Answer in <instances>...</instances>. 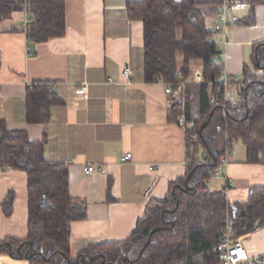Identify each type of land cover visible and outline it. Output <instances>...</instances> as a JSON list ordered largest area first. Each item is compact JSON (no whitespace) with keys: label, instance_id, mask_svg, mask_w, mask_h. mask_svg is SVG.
<instances>
[{"label":"crops","instance_id":"1","mask_svg":"<svg viewBox=\"0 0 264 264\" xmlns=\"http://www.w3.org/2000/svg\"><path fill=\"white\" fill-rule=\"evenodd\" d=\"M137 1L66 0L65 36L39 44L26 37L27 11L0 23V118L9 130L46 143V161L68 168L70 194L87 208V218L71 225V258L91 244L129 240L148 204L164 201L170 183L188 171L186 131L170 118L172 97L162 83L145 81L143 24L127 14L128 4ZM212 1L216 4L198 10L213 30L222 0ZM249 13L247 4H238L231 18L239 24L213 36L233 82L241 81L245 66L253 69L252 47L264 40V5L255 8L250 24L243 21ZM126 67L132 71L129 82L123 77ZM84 82L87 100L75 94ZM34 83L50 84L64 102L52 109L47 124L26 122V90ZM126 153H132V162L122 164ZM87 166H104L107 173L86 175ZM214 177L210 191L225 192L230 204L245 202L250 188L264 187V165L247 163L246 148L236 151L233 145L228 164ZM9 193L14 211L6 217ZM27 236V175L0 168V241ZM240 238L250 255L264 254V227ZM0 264L30 262L0 255Z\"/></svg>","mask_w":264,"mask_h":264},{"label":"trees","instance_id":"2","mask_svg":"<svg viewBox=\"0 0 264 264\" xmlns=\"http://www.w3.org/2000/svg\"><path fill=\"white\" fill-rule=\"evenodd\" d=\"M238 2L250 8L243 20L248 24L255 8L264 5V0ZM211 4L216 2L139 0L127 6L128 17L143 24L145 81L185 84L186 103H174L170 118L177 122L185 115L191 124L186 130L187 174L170 183L164 201L148 204L129 240L91 244L71 258V225L87 218V208L70 194L68 168L46 161L44 141L9 130L0 118V168L24 171L28 191V236L0 241V255L30 264H219L215 248L228 216L236 237L264 227V187L250 188L247 200L234 204L225 192L208 188L227 137L244 144L247 163L264 165V40L252 47L253 69L245 66L241 81H230L242 89L245 100L224 105L223 86L214 84L221 78L215 61L219 46L198 10ZM24 10L31 18L26 29L29 42L65 36L66 0H0V23ZM196 71L202 73L201 83L194 82ZM63 104L50 84L34 83L26 90V122L47 124L52 109ZM13 207L14 194L9 193L3 203L6 217L12 216Z\"/></svg>","mask_w":264,"mask_h":264},{"label":"built area","instance_id":"3","mask_svg":"<svg viewBox=\"0 0 264 264\" xmlns=\"http://www.w3.org/2000/svg\"><path fill=\"white\" fill-rule=\"evenodd\" d=\"M239 2L238 0H222L218 8V16L213 21V30L215 32L226 31L230 26H235L238 22L231 18V12L236 9ZM222 42L227 43L226 37L223 38ZM217 62V71L221 75L219 80H216L214 84H222L223 86V101L224 105L237 106L239 103L243 102L245 99L242 96V89L235 88L231 89V76L226 70L225 64L220 57L215 58ZM123 77L126 82H129L132 77V71L129 67L123 70ZM197 83L203 81L202 73H198L195 77ZM164 85V90L166 95L172 97L171 106L174 103L179 105L184 104L185 101V84L179 83L176 87L169 84L162 83ZM75 94L83 99L87 100L89 98V86L88 83H81L75 90ZM2 95V83L0 80V96ZM212 103L218 105L216 98H212ZM177 124L179 127L183 128L185 131L188 128V122L185 115H180L178 117ZM230 139V140H229ZM235 141L233 138L227 137L226 147L224 151V156L220 160V166L216 169V172L220 171V167L227 165L229 158L233 153V145ZM132 153H126L120 159L122 164H128L132 162ZM153 170V168H150ZM86 175H92L94 173L106 174L107 169L104 166H87L84 169ZM226 187L229 189L232 187V181L226 179ZM226 194V193H225ZM216 252L219 254V264H264V254L259 256H252L244 247V244L240 237H236L234 234L233 221L231 216H228L227 225L224 233L220 239V242L215 248Z\"/></svg>","mask_w":264,"mask_h":264},{"label":"rangeland","instance_id":"4","mask_svg":"<svg viewBox=\"0 0 264 264\" xmlns=\"http://www.w3.org/2000/svg\"><path fill=\"white\" fill-rule=\"evenodd\" d=\"M199 1H207V0H199ZM208 1H209V0H208ZM210 1H212V0H210ZM214 32H215V31H214ZM183 102H184V104H182V105H179V104H177V103H176V105H177L178 107H184V105H185V103H186V98H185V101H183ZM234 146H235L236 151H240V148L245 149V148H244V144H243L241 141H235ZM216 174H217V176H218V172H216ZM219 175H220V173H219ZM213 178H215V177L213 176L212 179H213Z\"/></svg>","mask_w":264,"mask_h":264}]
</instances>
